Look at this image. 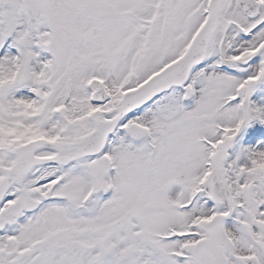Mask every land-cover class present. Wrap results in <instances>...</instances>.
I'll return each mask as SVG.
<instances>
[{
  "label": "snow or ice",
  "instance_id": "6c2138e0",
  "mask_svg": "<svg viewBox=\"0 0 264 264\" xmlns=\"http://www.w3.org/2000/svg\"><path fill=\"white\" fill-rule=\"evenodd\" d=\"M0 264H264V0H0Z\"/></svg>",
  "mask_w": 264,
  "mask_h": 264
}]
</instances>
